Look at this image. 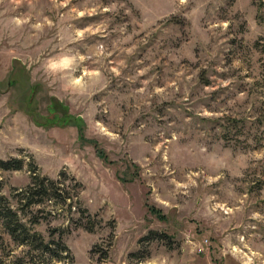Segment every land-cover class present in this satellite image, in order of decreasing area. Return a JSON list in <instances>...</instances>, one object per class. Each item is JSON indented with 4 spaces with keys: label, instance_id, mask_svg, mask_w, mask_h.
Returning a JSON list of instances; mask_svg holds the SVG:
<instances>
[{
    "label": "rangeland",
    "instance_id": "obj_1",
    "mask_svg": "<svg viewBox=\"0 0 264 264\" xmlns=\"http://www.w3.org/2000/svg\"><path fill=\"white\" fill-rule=\"evenodd\" d=\"M0 160L44 264H264V0H0Z\"/></svg>",
    "mask_w": 264,
    "mask_h": 264
},
{
    "label": "trees",
    "instance_id": "obj_2",
    "mask_svg": "<svg viewBox=\"0 0 264 264\" xmlns=\"http://www.w3.org/2000/svg\"><path fill=\"white\" fill-rule=\"evenodd\" d=\"M65 113V111H64ZM63 113V114H64ZM0 169L4 171L8 170H20L21 162L18 160H12L9 162H4L0 160ZM32 178L31 183L24 190L16 193L14 198L17 208H14L9 199L1 194L2 182L0 181V231L1 234H6L10 240L17 246H25L28 248L26 256L17 257L10 264H44L47 260H52L56 258L60 260L62 257L52 251L51 244H53L54 234L57 229L48 230V239L46 240L40 233L34 231V226L40 224L39 218L36 216H31L29 219L25 220V215L21 210L28 208H38L40 205L47 204L49 202H57L61 200L67 205V200H70L69 196H65L63 191L57 185L56 181L50 180L44 176L39 175L36 172V168L31 169ZM69 210L72 208V204H68ZM87 214V211H84ZM89 219V215H86ZM84 230L88 232L93 231L91 225H83ZM61 233V232H60ZM0 234V250L4 247L3 238ZM59 250L63 252H68V249L64 243L60 240L61 237L58 236ZM37 253L36 256L32 255Z\"/></svg>",
    "mask_w": 264,
    "mask_h": 264
},
{
    "label": "built area",
    "instance_id": "obj_3",
    "mask_svg": "<svg viewBox=\"0 0 264 264\" xmlns=\"http://www.w3.org/2000/svg\"><path fill=\"white\" fill-rule=\"evenodd\" d=\"M202 250H203V249L200 247V248L198 249V252H202Z\"/></svg>",
    "mask_w": 264,
    "mask_h": 264
}]
</instances>
